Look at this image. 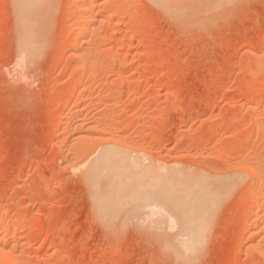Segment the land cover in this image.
<instances>
[{"label": "rangeland", "instance_id": "374dc122", "mask_svg": "<svg viewBox=\"0 0 264 264\" xmlns=\"http://www.w3.org/2000/svg\"><path fill=\"white\" fill-rule=\"evenodd\" d=\"M178 1L97 0L110 23L73 42L81 0H45L27 60L15 0H0V241L24 264H264V0ZM119 137L135 170L177 183L99 215L88 167ZM201 175L239 185L185 256L155 196Z\"/></svg>", "mask_w": 264, "mask_h": 264}, {"label": "bare ground", "instance_id": "6f19581e", "mask_svg": "<svg viewBox=\"0 0 264 264\" xmlns=\"http://www.w3.org/2000/svg\"><path fill=\"white\" fill-rule=\"evenodd\" d=\"M44 1L45 0H15V16H16V19L18 22V34H19V39H18L19 50L18 51H19V53H21L22 55L27 57V60H28V58L29 59L32 58L37 52L38 41H37L36 28L38 27L37 26L38 18L40 16V10H41V7H42V4ZM177 1L178 0H157L156 3L159 4L160 6L165 7L167 5L170 6L169 4H171V2L177 3ZM181 2H182V0H181ZM174 7H176V6H174ZM166 9L168 10V7H166ZM96 11H97V0H81L80 5L77 6L75 12L78 15H81L85 18L83 19L81 17L82 21L81 22L77 21L78 26H76V25L75 26L78 27L77 28L78 32L75 31L76 33L71 36L72 41L73 40L76 41V38L77 37L79 38V36L80 37L86 36L87 32L89 33V31L91 32V30L93 31V29H96L95 27H97V24H99V23L101 25H105V26L110 23V19L102 20L101 17L98 15V13H96ZM46 15L47 14H45L44 17ZM78 18H79V16L77 17V19ZM88 69H90V68H88ZM82 81H83V79L81 80V82ZM257 81L258 80H255V83ZM78 83H79V81H78ZM83 84H82V86H83ZM98 121H99V119H98ZM90 126H91L90 127L91 131H93L94 133L99 132L100 125L98 122H95L93 125L91 124ZM125 139L120 138V140H121L120 143H121V147H123L122 148L123 150H121L119 147L117 149V148H112L110 146L111 148H108L105 151H103V153H100L101 156H99V158L96 159V161L93 163V165L91 166L90 169L88 167L89 171H88L87 177L90 180L89 182H90V185H91V188L93 191L92 195H93L94 205H95V208L97 209V213L99 215H109L110 217H112V215L117 214V212L120 210V208H121L120 211H122V207L125 204L127 206L128 202L130 203V201L133 202V201L140 200L141 199L140 194L142 192L139 191V188L141 187L143 189V186L145 185V183H147V181H149L151 179H154V181H156V182H157V180H161L163 182L164 181L169 182V181H173L175 179V178L170 179V177L169 178H167V177L166 178H160V177L157 178L155 176V174L152 172V170H150V169H143L144 171H140V172L135 170V164H134V162H132L133 159L130 156L131 154L129 155V153L126 152L127 149H125L126 151L124 150L125 143L127 142V141L125 142ZM253 166H255V165H253ZM251 168H253V167H251ZM259 170H261V169H258V168H257V170L254 169L253 173H251V174H253L254 179L255 178L257 179L259 177V175L261 173V172L259 173ZM174 174H176V172ZM179 174L181 175V172ZM85 176H86V174H85ZM170 176L172 177L173 175H170ZM202 176L203 175H201V178H203ZM177 177H179V175H177ZM185 177H186V175H185ZM190 177L191 176H188V178H190ZM197 179H200V177H197ZM205 179L203 178V179H201L202 181H196V182H192V179H191V181H189L188 183L178 184L174 188H171V185L169 183L168 184L166 183L167 185L166 184L165 185L167 187H164V190H162L163 188H162V183H161L160 185H161L162 193H160L159 195H156V196L153 193L155 198L156 197L160 198V200H166L167 199V203H168L167 205L168 206L166 205V207L170 208V210H172L177 215L176 217H177L178 221H180L179 223L182 224V226H183V227H181V228H183V230L181 229V231H183V234H185L186 236L189 237V241L185 242L186 241L185 240L184 242L186 244L184 243L185 245L181 246L184 248L185 256H186V254L189 255L190 253L197 252L198 248L199 247L201 248L203 246V244H201V243L203 242V239L205 236V231H207L206 228H207V226L209 227L208 224H210V220H211L212 215H213V213H214V211H215V209L219 203L221 196L225 195V193H228L232 189V187H234V185H236V183H239L237 178H236L237 180L236 179L231 180L232 178H230L228 180H230L231 182L230 181L226 182L225 180H223V181L221 180V182H222L221 186L218 184L217 187H211L212 185L207 184L208 180H206V182L203 181ZM251 180H253V179H251ZM179 181H181L180 177H179L178 183L183 182V180L181 182H179ZM224 181L226 184L225 183L223 184ZM174 183H177V182H175V180H174ZM168 185H170V186L168 187ZM238 185L239 184H237L236 186H238ZM150 188H151L150 189V191H151L152 190L151 185H150ZM156 189L153 188L152 191H156ZM147 190H149V188ZM257 190H254L250 195V200L253 203L254 202L256 203L257 199L261 196L260 195L261 192H259ZM146 192H144V193H146ZM151 193H149V194H151ZM148 202H149V200H148ZM139 203H140V201H139ZM143 203H146V202H143ZM149 203H151V202H149ZM162 203L165 204L164 201ZM134 204L137 205L136 202H134ZM130 205L132 206L133 204L130 203ZM126 206H124V207H126ZM133 207H135V206L133 205ZM168 208L166 210H168ZM136 210H137V207H136ZM138 211H137V213H138ZM257 211H259V210H255V208H254V210H251L249 212L247 217L248 218L252 217L253 215H255V213H257ZM173 220H174V218H173ZM4 222H2V223L4 224ZM201 240H202V242H201ZM0 243H1L0 244V251H1V254H3L1 257L4 261L7 262V264H24V262L26 260L25 258H23L24 260L22 259V261H20L21 259L19 257L15 258L14 255H11L10 251L7 252L8 242H4V241L1 242L0 241ZM13 246H18V245H16L14 243ZM15 255H17V254H15ZM3 260H1V261L4 262ZM6 262H4V263H6ZM27 262H28V258H27Z\"/></svg>", "mask_w": 264, "mask_h": 264}]
</instances>
